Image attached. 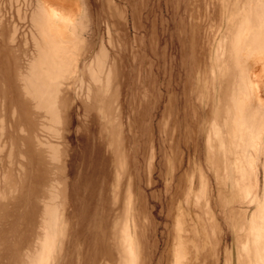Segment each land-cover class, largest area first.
Returning a JSON list of instances; mask_svg holds the SVG:
<instances>
[{
  "label": "rangeland",
  "instance_id": "374dc122",
  "mask_svg": "<svg viewBox=\"0 0 264 264\" xmlns=\"http://www.w3.org/2000/svg\"><path fill=\"white\" fill-rule=\"evenodd\" d=\"M0 264H264V0H0Z\"/></svg>",
  "mask_w": 264,
  "mask_h": 264
},
{
  "label": "bare ground",
  "instance_id": "6f19581e",
  "mask_svg": "<svg viewBox=\"0 0 264 264\" xmlns=\"http://www.w3.org/2000/svg\"><path fill=\"white\" fill-rule=\"evenodd\" d=\"M255 250V249H254ZM255 252V251H254ZM254 254H256V252L254 253ZM256 262H257V260H256Z\"/></svg>",
  "mask_w": 264,
  "mask_h": 264
}]
</instances>
